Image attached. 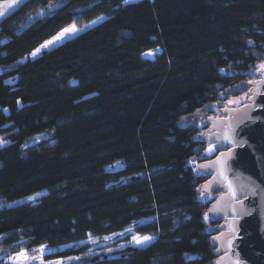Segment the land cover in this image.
Wrapping results in <instances>:
<instances>
[{
  "label": "trees",
  "instance_id": "16d2710c",
  "mask_svg": "<svg viewBox=\"0 0 264 264\" xmlns=\"http://www.w3.org/2000/svg\"><path fill=\"white\" fill-rule=\"evenodd\" d=\"M263 69L264 0L23 2L0 20V264L14 248L83 256L61 248L129 228L153 242L79 264H215L193 165L208 126L182 123Z\"/></svg>",
  "mask_w": 264,
  "mask_h": 264
},
{
  "label": "water",
  "instance_id": "95a60500",
  "mask_svg": "<svg viewBox=\"0 0 264 264\" xmlns=\"http://www.w3.org/2000/svg\"><path fill=\"white\" fill-rule=\"evenodd\" d=\"M251 95L231 98L210 116L208 146L197 169L210 176L201 192L218 223L215 264H264V77Z\"/></svg>",
  "mask_w": 264,
  "mask_h": 264
},
{
  "label": "rangeland",
  "instance_id": "374dc122",
  "mask_svg": "<svg viewBox=\"0 0 264 264\" xmlns=\"http://www.w3.org/2000/svg\"><path fill=\"white\" fill-rule=\"evenodd\" d=\"M25 1L26 0H0V10L5 11V14L3 16H0V20L5 18L11 12H13L19 5H21ZM138 1H140V0H135V2H138ZM8 3H15L16 6H14L11 9L5 10L4 6ZM129 3H132V0H129ZM102 20L103 19H99V20H97V21H95L89 25H86L84 27L75 26L76 29L80 30L75 35L66 34V38L58 39L60 34L62 32H64V30H63L56 37L49 40V41H52L51 45H49L48 47H42V46L48 44L49 41L46 42L44 45H42L40 48H38V49H40V51L36 56H33V53L36 52V50H35L32 54L29 55L28 58L29 59L38 58L43 52L54 49L55 47L61 45L62 43L66 42L67 40H69V39L79 35L80 33L84 32L85 30L92 28L93 26H95L96 24L101 22ZM68 28H70V26ZM152 55H153V53L149 54V56H152ZM0 73H1V70H0ZM259 76H261V78H263L264 69H263L262 73H260ZM252 82H254V81L247 82L245 85V87L247 88L246 90L248 92H251V83ZM235 89L238 92H240V96L243 95L244 86H239ZM224 107H227L226 102L210 105L209 107L198 111L194 116H190V117L185 118L183 120L182 124L190 125V124H194V123H199V124L203 125L205 123V121L210 116H213V115L217 116V115L221 114V112H222L221 109H223ZM205 132H206V130H204L199 135L198 138L203 139ZM38 136L40 137V135H37V136L33 137L31 140L35 139L33 142H37V141L41 140L42 138H44V137L39 138ZM36 138H38V139H36ZM8 144H9V142L7 141V145ZM204 155H205V153L201 157L202 159L204 158ZM197 161H198L197 158L194 159L193 165L197 166L199 164V162H197ZM120 167L121 166L119 164H117L114 167H112L110 170H117ZM203 195H204V193H203ZM36 199H37V197H34V199H29V200L35 201ZM22 201L14 203V205H16ZM6 205L7 204L5 202L0 200V208L4 207ZM143 237H149V236L140 235V234L136 233L133 228H129L125 231H122V232L117 233V234L112 235V236L100 237V238H90L88 240L79 242L76 245H69V246H65V247L61 248V250H66V249H69L72 247H75V248L83 247L84 251H85V254L83 256H74V257L59 258V259H46V256L50 253V251L47 250L44 246H42V247H39L35 253H31V251H22L20 253L14 254V252L16 251V248L10 249V250H7L4 252V258H7L6 262L8 264H79L82 262V259L85 257L104 256V255H110V256L119 255L128 247L145 248L153 242V239L151 237H149L150 238L149 241L142 242L141 244H137L135 242V238H141L142 239ZM1 257L2 256H0V258Z\"/></svg>",
  "mask_w": 264,
  "mask_h": 264
},
{
  "label": "snow or ice",
  "instance_id": "6c2138e0",
  "mask_svg": "<svg viewBox=\"0 0 264 264\" xmlns=\"http://www.w3.org/2000/svg\"><path fill=\"white\" fill-rule=\"evenodd\" d=\"M124 2L127 4L129 3V0H124ZM132 2H135V0H132ZM15 5V3H8L4 6V9L7 10V9H11L13 8ZM5 14V11L4 10H0V16H3ZM78 31V29H76L75 25H72L70 26V28H67L64 30V32H62L60 34V36L58 37V39H63V38H66V34L68 35H75ZM52 41H49L48 44L42 46V47H48L49 45H51ZM40 49H37L36 52L33 53V56H36L38 53H39ZM7 145V141H4L3 139H0V148H4L6 147ZM30 199H34L33 198H30ZM150 238L149 237H143L142 239L141 238H135V242L137 244H141L142 242H147L149 241Z\"/></svg>",
  "mask_w": 264,
  "mask_h": 264
},
{
  "label": "flooded vegetation",
  "instance_id": "af4514ba",
  "mask_svg": "<svg viewBox=\"0 0 264 264\" xmlns=\"http://www.w3.org/2000/svg\"><path fill=\"white\" fill-rule=\"evenodd\" d=\"M264 77V76H263ZM247 88L245 87V85H244V92H243V95L244 94H249V95H251V92H248L247 90H246ZM251 90H252V86H251ZM224 108H226V107H224ZM223 108V109H224ZM222 109V110H223ZM220 116H222V112H221V114H219V115H217L216 117H220ZM207 130V129H206ZM217 225H218V223H217Z\"/></svg>",
  "mask_w": 264,
  "mask_h": 264
}]
</instances>
